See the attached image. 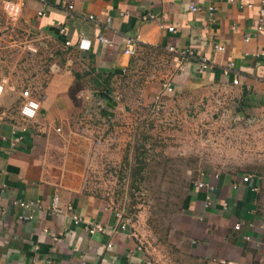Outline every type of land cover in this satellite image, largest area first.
I'll return each mask as SVG.
<instances>
[{
	"label": "crops",
	"instance_id": "0c3cea01",
	"mask_svg": "<svg viewBox=\"0 0 264 264\" xmlns=\"http://www.w3.org/2000/svg\"><path fill=\"white\" fill-rule=\"evenodd\" d=\"M4 1L0 264H42L45 258L54 264H145L137 237L126 224L120 227L107 201L74 181L71 167L73 148H90L92 157L93 143L113 148L109 141L117 138L118 155L130 130L138 137L142 127L155 137L164 135L170 154L182 159L189 155L184 173L190 183L170 237L174 249L181 248V257L172 256L171 264H264L263 176L242 163L236 140L224 141L217 133L229 122L236 133L247 127L264 131V36L255 29L264 0H250L252 7L242 4L245 0H47L44 15L38 14L39 0H19L22 10L14 22L3 10ZM100 35L111 44L100 42ZM81 36L90 41L89 47H78ZM128 36L140 43L133 56L123 51ZM218 44L223 51L215 49ZM170 46L191 54L181 57ZM43 48L55 56L47 81L41 67L33 68L20 54L35 55ZM201 56L211 60L210 68H200ZM140 57L149 65L131 95L110 89L108 103L104 87L91 86L115 81L132 85ZM229 62L233 65L225 73ZM23 89L40 103L33 119L19 113ZM99 89L100 94L95 92ZM14 135L21 140L12 146ZM195 181L214 189L197 187ZM55 197L61 212L51 206ZM15 201H34L40 207L33 218L20 219L31 210ZM73 213L83 222L75 224ZM237 222L240 229L234 228ZM85 223L116 229L89 234Z\"/></svg>",
	"mask_w": 264,
	"mask_h": 264
},
{
	"label": "rangeland",
	"instance_id": "374dc122",
	"mask_svg": "<svg viewBox=\"0 0 264 264\" xmlns=\"http://www.w3.org/2000/svg\"><path fill=\"white\" fill-rule=\"evenodd\" d=\"M20 54L23 55L22 60L26 57L29 59L33 68L40 66L43 70V79L47 81L52 72L54 52L43 48L35 55L23 52ZM148 65L149 61L140 57L132 85L129 83L123 85L115 81L111 85L108 83L107 86L112 90L124 89L131 95L134 88H140V77L147 72ZM90 78L92 80L93 76L87 77L88 80ZM93 85V88H99L92 82L91 86ZM100 91L99 89L95 92ZM89 119L94 121L97 118ZM229 123L225 124L223 131L217 132L218 136L224 141H237L242 163L247 165L250 163L254 170L263 176L261 193L264 195V131L253 128L250 130L247 127L236 133L235 129H229ZM93 134L100 136V132L94 131ZM139 134L138 137L133 136L130 130L121 141L122 147L118 155L116 144H120V140L117 138L110 139L108 144L114 145L115 149L93 143L92 157H89L90 148L84 146L73 148L71 167L77 176L74 181L86 191L107 201L121 214L130 231L137 237V244L149 264L164 262L171 264L175 260L172 256L178 257V261L181 257L179 253L181 248L174 249L170 237L174 234L175 223L183 210V202L190 183V179L184 173V169L189 166L187 158L189 155L185 154L182 159L170 154L166 145L168 139H165L164 135L155 137L147 127H142ZM78 138L80 136L76 137V140ZM108 150L109 153L115 151L107 154ZM222 151L225 152V148ZM179 159L181 162H178ZM78 171L82 173L80 176Z\"/></svg>",
	"mask_w": 264,
	"mask_h": 264
},
{
	"label": "built area",
	"instance_id": "2783aa9c",
	"mask_svg": "<svg viewBox=\"0 0 264 264\" xmlns=\"http://www.w3.org/2000/svg\"><path fill=\"white\" fill-rule=\"evenodd\" d=\"M40 3H41V7L40 9L38 10V14L39 15H44L46 13V2L47 0H39ZM245 6L247 7H252L253 3L250 1V0H245L243 1V3ZM74 5L72 3H68L67 4V8L70 10V9H73ZM189 8L193 11L197 10L198 7H196L195 5H190ZM3 10L8 18V20L10 22H14L16 21L19 16H20V13H21V10H22V2L19 1V0H6L4 1L3 3ZM208 10L210 13L213 12L214 10V7L212 5L208 6ZM263 12L264 10L261 8L260 9V14H259V17L256 21V25H255V29L257 31V33L259 35H263L264 36V17H263ZM151 16V15H149ZM147 16H144L143 18L146 19ZM88 18L90 20H95L96 17L94 15H88ZM107 22L110 21V18L107 17L106 19ZM173 27H169V30H172ZM63 30V29H62ZM250 39V36L249 35H245V40H249ZM98 40L100 42H103L107 45L111 44V41L109 39H107L106 37L100 35L98 37ZM66 44H70L68 41L66 42ZM90 45V41L87 40L85 37L81 36L80 37V40L78 42V47L80 49H83V48H86V47H89ZM140 46V43L138 41V39L136 37H132V36H128L126 39H125V43H124V53L129 55V56H133L135 54H137L138 52V48ZM215 49L217 51H223L224 50V46L223 45H215ZM169 50L171 51H176L174 49V47H169ZM181 57H185L189 54H191L190 50L188 49H180V50H177L176 51ZM198 62H199V65H200V68L201 69H208L212 66V63H211V60L206 57V56H201L198 58ZM232 62H229L227 64V67L225 68L224 72L227 73L229 68L232 67ZM234 83H238V79H234L233 81ZM165 88L168 90V91H171L172 90V85L170 83H166L164 84ZM3 89H4V83L0 81V97H1V94L3 92ZM22 96L24 97L20 107H19V113L20 115L24 118V119H33L36 117L37 115V112L39 110V107H40V103L39 101L32 97L31 95V92L30 90L28 89H23L22 90ZM21 140V137L20 135H14L12 140H11V145L14 146L16 143H18L19 141ZM249 179V176L248 175H245L243 177V180L244 181H248ZM195 184L197 187H204L206 188L208 191H212L214 189L213 185H210L208 183H205L203 181H195ZM208 199H209V196H208ZM16 204H18L19 206L21 207H24V208H27V209H30L31 212L28 213V214H23V215H20L19 218L20 219H31L33 218V212L35 211V209L37 207H40V204L38 202H34V201H28V202H25V201H15ZM51 206L52 208L54 209V211L56 212H61L62 209L60 207H58V201H57V197H55L51 203ZM116 216L118 218H120L121 220V223H120V227L124 228L125 227V224L126 222L123 220L121 214L119 212H116ZM72 219H73V222L75 224H79L82 221V218L80 217V215L76 214V213H73L72 215ZM85 229L87 230V232L89 234H94V233H103L107 230H109L111 228V230L113 229H116V227H110V228H107V226H105L104 224L102 223H85L84 225ZM234 228L235 229H240V222H237L235 225H234ZM248 238V237H246ZM108 246H110V244H108ZM139 250L140 249V246L137 247ZM42 264H54L53 260L50 259V258H45L43 261H42ZM82 264H85L84 261H82ZM145 264H149L148 261L145 260Z\"/></svg>",
	"mask_w": 264,
	"mask_h": 264
},
{
	"label": "trees",
	"instance_id": "16d2710c",
	"mask_svg": "<svg viewBox=\"0 0 264 264\" xmlns=\"http://www.w3.org/2000/svg\"><path fill=\"white\" fill-rule=\"evenodd\" d=\"M97 75H98V74H97ZM97 75H95L94 78H96ZM99 76H102V75L99 74ZM94 83H95L96 87H99V86H102V88L104 87L103 84L96 83V82H94ZM104 88H105V92H107L108 94L111 93V90H110V88H109L108 86H106V87H104Z\"/></svg>",
	"mask_w": 264,
	"mask_h": 264
},
{
	"label": "water",
	"instance_id": "95a60500",
	"mask_svg": "<svg viewBox=\"0 0 264 264\" xmlns=\"http://www.w3.org/2000/svg\"><path fill=\"white\" fill-rule=\"evenodd\" d=\"M100 94V93H99ZM104 97L106 98L107 101H109L108 103H110L111 99L108 98L109 97V94L108 93H104Z\"/></svg>",
	"mask_w": 264,
	"mask_h": 264
}]
</instances>
